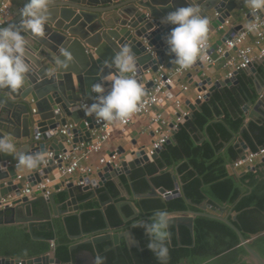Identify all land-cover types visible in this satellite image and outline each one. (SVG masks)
Listing matches in <instances>:
<instances>
[{
    "label": "water",
    "instance_id": "water-1",
    "mask_svg": "<svg viewBox=\"0 0 264 264\" xmlns=\"http://www.w3.org/2000/svg\"><path fill=\"white\" fill-rule=\"evenodd\" d=\"M191 2L192 0H50L44 34L37 36L31 34L30 31L22 33L28 41L26 62L30 63L32 71L27 74L21 89L14 91L6 86L0 87V138H7L16 145L15 154L0 152V227L20 226L25 228L36 240L53 241L54 237L46 238L37 235L35 227L44 223L53 225V219L60 216L66 222L65 214L67 212L79 210L77 191L92 190V195L95 196L97 194L94 187L103 186L109 179L120 183L119 176L121 174L125 173L130 176L134 169L159 159L167 145L176 144V133L181 126L174 122L172 127L176 126V128L172 136L169 137L166 144L156 149L154 154L149 155L146 148L143 147L138 151H132L133 158L129 159L124 156L126 150H122L118 152L121 154V167H105L99 173L100 181L87 177L84 185H76L72 177L63 180L61 185L65 186V191L69 196L66 202L68 209L65 210L62 207L58 209L57 191L48 197L40 195L39 192L36 197L22 196L24 183L17 181L18 170L15 167V162L22 153L45 156L48 151H54V157L49 158L47 165H44L43 162L37 168L30 169V173L25 176L31 186L49 178L59 169L60 166L55 164V160L61 162L59 155L66 152L69 146L65 143L66 135L56 131L69 121L79 124V127L68 131L69 135L74 136V147L78 143L91 140V130L100 127L95 123L97 119L95 114L86 115L84 108L71 110V106L82 100H89L93 104L95 94L92 88L97 83L103 85L104 94L111 90L110 78L116 75V70L114 67L106 66L105 62L110 65L113 56L122 47L128 46L134 53L137 70L136 74L131 75L143 87L144 96L149 94L154 83L148 73H152V75L156 73L160 65L164 64L166 56L170 54L166 38L171 29L175 27V25L163 23L162 18L180 7L189 6ZM241 2V0H197L201 6L202 15L209 19V30L211 31L219 29L231 18L241 17L245 9ZM260 14L263 13L260 11ZM256 15L258 13L252 11L247 14V18L251 22ZM20 20L18 12L13 24H18ZM243 27V24H238L230 28L222 39L213 44L212 49H217ZM61 49L69 52L72 57L64 66H58L56 63L57 58L61 61L65 59L61 55ZM170 55L174 58V54ZM173 65V62H169L166 67L171 68ZM195 65H199L201 69L198 76L202 80L198 82V85L201 87V91L205 92L203 96L205 100H208L217 88L238 83L236 77L238 72L229 78L213 82L211 76H206L205 65L202 62H196ZM250 68L253 75H257L254 65H251ZM255 83L261 96L255 105L249 96H246L247 102L243 110L248 115L249 121L246 122L240 134H243L249 127L251 120L264 121V84L258 78L255 79ZM207 85H210L209 90H207ZM170 96L172 97V94ZM203 99H198L195 105L188 104L193 111L201 110ZM252 106H254L253 110ZM192 116L193 114H190L186 116V119ZM69 117L70 119H68ZM37 132L41 133L39 137L36 136ZM49 140H53L52 144H49ZM240 147L242 150L240 156L245 158L249 145L243 141L240 142ZM244 174L245 172L240 176ZM173 179L175 182L173 190L169 191L164 187L152 188L149 193L137 194V197L163 196L169 200L182 196L184 192L178 175L174 174ZM60 187L57 185L56 189L59 190ZM4 201H8L7 204H3ZM188 202L193 204L191 199H188ZM109 203H112V200L102 202L104 212ZM126 203L133 206L130 201L116 203L124 218L120 228L127 222L122 211V207ZM73 205L75 206L73 207ZM133 208V218L138 217L139 211L136 207L133 206ZM200 208L203 210L202 212L178 211L179 215L167 216V232L172 244V226L182 224L187 226L192 237L195 238V218L201 215L208 216L224 221L237 233L240 245L244 246L247 251L243 261L264 264V257L252 247V240L247 239L233 223L237 220V214L231 215L234 207L226 211L204 201ZM209 209L213 213L207 212ZM77 216L82 222L81 214L78 213ZM106 222L103 234L88 237L83 241L95 245L97 256L100 257L98 250L100 242L110 241L111 245H108L107 249L118 252L123 238H126L132 247L139 250L144 249L132 230L120 232L109 224L107 217ZM142 223L150 224L147 220H143ZM84 235L88 236L86 232H82V234L70 235V237L79 239ZM78 248L79 244L77 243L70 246L71 251ZM55 249L56 246H52L48 253L28 259L0 256V264H14L19 261H23L24 264H62V261L56 257Z\"/></svg>",
    "mask_w": 264,
    "mask_h": 264
},
{
    "label": "trees",
    "instance_id": "trees-1",
    "mask_svg": "<svg viewBox=\"0 0 264 264\" xmlns=\"http://www.w3.org/2000/svg\"><path fill=\"white\" fill-rule=\"evenodd\" d=\"M260 73L264 78V63L260 64ZM245 86V80L239 77L235 89L225 90L222 94L213 93L211 99L203 103L201 111L195 113L194 120L187 121L178 130L176 144L167 145L158 160L133 170L131 180L125 175L121 176L125 186L137 193L147 194L152 188L161 187L171 191L175 188L174 174L171 170L177 167L184 184V194L169 200L163 196L136 199L135 204L141 213L131 219L127 226L133 227L137 239L145 249L142 251L129 249L123 243L116 252L106 248L110 242H102L98 246L100 257L103 258L102 264H203L214 257L222 256L227 251L223 257L208 264H253L241 261L247 251L244 246H238L239 236L228 224L217 218L202 215L195 219L194 239L185 225L179 226L178 231L175 227L172 228L173 245L166 235L164 241L168 249L166 260L158 259L149 249L148 243L151 238L146 234L144 224L141 222L144 216L151 223L155 215L161 211L202 212L200 205L206 200L219 208L234 207L233 213L237 214V220L233 223L247 239L252 240V247L264 257V162L255 169H249L242 176H238L231 168L241 157L242 152L240 144L234 143L231 139L234 134H239L245 125L246 118L241 108V94L245 95L247 92ZM226 99L233 105L237 118H226L224 122L211 123L219 113L218 105ZM206 125L209 138L200 144L199 136L193 129L194 126L203 128ZM242 138L251 151H258L260 147H264V122H251ZM225 143L229 144L220 152ZM165 165L167 168L162 170ZM105 188L110 190L117 201L123 199L113 181H109ZM105 188H99V191L103 192ZM59 195L63 201L67 196L64 191L59 192ZM103 196L105 198V195ZM188 199H191L193 204H190ZM123 212L127 218L134 214L130 205H125ZM105 213L110 225L119 227L123 223L124 219L115 204L108 205ZM106 217L97 205V208L83 213L82 223L77 215H70L65 225L59 224L56 230L54 224L52 226L44 223L35 227V233L46 238L54 237L56 257L65 264L72 261L77 264L75 257L79 250L91 247L82 245L78 250L71 251L72 241L67 230L73 235L81 233L82 229L90 234H100L106 228ZM51 247L49 240H36L23 227H0L1 257L28 259L48 253Z\"/></svg>",
    "mask_w": 264,
    "mask_h": 264
},
{
    "label": "crops",
    "instance_id": "crops-1",
    "mask_svg": "<svg viewBox=\"0 0 264 264\" xmlns=\"http://www.w3.org/2000/svg\"><path fill=\"white\" fill-rule=\"evenodd\" d=\"M2 1H6V0H0V5H1ZM8 1H9V4H10L11 15H10V18H9L8 22L3 27H8L9 25L14 23V20L18 16V12H19L20 8L22 7V5L25 2V0H8ZM242 5H243V7L245 9H244L243 14L241 15V17L231 18L223 25V27L220 26L219 29H216L214 31L210 30L209 34H210V41H211L212 46L218 40L222 39L224 37V35L226 34V32L230 28H233L234 26H236L238 24H243L244 26H246L247 24L250 23L249 19L247 18V14L249 12H252L253 10L247 4H242ZM261 12L264 14V10H261ZM254 40H255V36L253 34H251L245 44L246 45H254ZM172 59H173V57L170 54H168L166 56V60L164 62V66H166V64H168L169 62H173V64H174L173 66L176 67L177 65L174 63V61ZM214 59H215V63H213V64H204L205 65L206 76H211L213 82L216 81V80H222V79L229 78V77H231L230 76L231 74L235 75L236 72H238L237 75H236L237 79L239 80V77H241L246 82V86L245 87H246L247 95H246V93H245V95H243V93L241 94L242 114L246 118V120H245V124H246V122L249 121L248 115L243 110V107H244V105L247 102V97L246 96H249V99L253 102L254 105L260 99L261 95L258 92V88H257V85L255 83V79L258 78L259 81H261L262 84H264L263 75L260 73V64L264 63V59L259 56V52L257 50L256 54H255V60L251 64V65H254V67L257 69V75H253L252 70L250 68L251 65L247 69L239 70L237 68L238 67L237 66L238 60L236 58V52L235 51H232L229 54H226L225 56H221V55H219L218 53L215 52L214 53ZM199 67H200L199 65H195L194 64L186 73H184L183 75L179 76L178 80H177L178 81L177 86L171 88V90L168 93V95L165 98H162L161 103L154 107L155 111L162 113L165 116V118L168 120V122H169L168 124L169 125L165 126V130L170 129L172 134L174 132V129L176 128V126H173L175 128L173 130L171 129L172 128V124H174V122H177L180 126H182L187 121H193L195 113L201 111V110L193 111L190 108V105H189L190 103L195 105L196 101L198 99H200V95H203V96L205 95V92L201 91V87L198 85V82H200L202 80L198 76V72L201 70ZM148 76L150 78L152 76V73H148ZM183 86H188V89L184 90ZM237 86H238V83L237 84H232L230 86L227 85V86H224V87H221V88H217L216 90H214L212 92V95L215 92L222 94V93H224L225 90H229V89L233 90ZM209 89H210V85H207V90H209ZM263 89H264V87H263ZM170 94H172V97L170 96ZM210 99H211V97L208 100H210ZM177 100H179L181 102L179 106L177 104ZM208 100H205V99L202 100L201 109H202L203 103L205 101H208ZM251 109L253 110L254 106H252ZM218 110H219V113L214 117V120L211 123H213V122H224V120L226 118L227 119H232V118L236 119L237 118V113L235 112V109H234L233 105H231L230 101L227 100V99L223 100V102L218 105ZM190 114H193V116L188 118V119H186V116H189ZM151 118L152 117L150 115L139 116V117H137L134 120V122H132L130 125H128L126 127L120 126L119 124H115L113 126L114 131H113L112 136L109 139V141L105 142L103 144L102 150L100 152L96 153V154H93L91 161H89L87 163L96 165V164H98V160H99V158L101 156H108V155H111L113 152H117L118 153V152H121L122 150H126V154L124 156H126V158H129V159L133 158L131 156V152L132 151H138L139 149H141L143 147L146 148V150L148 151L151 148L152 143H153V141L155 139L153 130L156 127V125L153 124ZM68 119H70V117ZM251 122L263 123L264 121L251 120L250 123ZM208 125L204 126L203 128H197L196 126H194L193 132H197V135L199 136L198 143H200V141H202V140L205 141L206 139L209 138ZM172 134L170 136H172ZM231 141H233L234 143H239L240 144V142H243L245 140L242 138V134L239 133V134H234V136L232 137ZM14 142H16V141H14ZM52 142H53V140H49V144H52ZM228 144L229 143H225L223 148L220 150V152L224 151L225 147ZM68 146H69V148H71L70 145H68ZM118 154H120V153H118ZM119 157L121 158V154L119 155ZM263 158L264 157H262V158L258 157L256 159V161H255L256 166L260 165L261 163L264 162ZM154 161H156V160H154ZM154 161H150V162H154ZM120 162H121V160H120ZM150 162H148V163H150ZM145 165H143V166H145ZM143 166H141V167H143ZM164 167L167 168L166 165ZM164 167H162L161 169L163 170ZM231 168H232V170H234L238 174V176H240V174H242L243 172L246 173L249 170V169H247L245 167L234 168L233 166H231ZM17 170H18V174L23 175L22 182L24 183V187L27 186L28 185V180L25 178V176L27 174H29L31 170L26 168V167H19V168H17ZM171 171L173 172V174H177L178 175V178H179L180 182L182 183V188H183L184 184H183L182 178H181V176H180V174L178 172V168L177 167L172 168ZM58 173L59 172L56 171L54 174L50 175V177L52 179H54V180H57V181L59 180L58 184H61L64 179H59L60 174H58ZM122 175H125L128 178V180H131V174H130V176H128L125 173H123V174H121L119 176L120 181H121L120 183H118L114 179H109L103 186L98 185L97 187H94V191L97 194L95 196L92 195L93 194L92 190L81 191V192L77 191V194L79 195L77 197V201H78L77 204H79V210L78 211L67 212L65 214V216L68 218L70 215H77L79 213V214H81V217H82V215H83V213L85 211L97 208V205L102 210L103 209L102 208V202H106V201H109V200H112V203H109L108 205H111V204H115L116 205V203L130 201L132 203V205L137 208V210L139 211V215H140L141 211L136 206L135 200L139 199V198H143V197H137V194H141V193H137L136 191H132V189H129V188H127L125 186V184L123 183V180L121 178ZM80 178H81V176L79 174L73 176V180H74L76 185H79L78 183L80 182ZM91 179H97L98 181H100L99 173L91 174ZM109 181H113L115 183V185L117 187V190L119 191L120 197L123 198L122 200L117 201L116 197H114L112 195L110 190L105 188V186H107V183ZM58 184H56V186ZM102 187L105 188V189L103 190V192H100L99 188H102ZM61 188L62 189L60 191H57L58 194L56 196V201L58 203V209H60V207H62L65 210V209H68V206H67L66 202H67L69 196H68V193L65 191V189H66L65 186H62ZM61 191H64L66 193V195H67L64 201L60 199L59 192H61ZM103 195H105V198H104ZM141 195H144V194H141ZM206 201H208V200H206ZM208 203H209V201H208ZM108 205H107V207H108ZM125 205H130V204L126 203ZM74 206L75 205H73V207ZM133 206H131V207L133 208ZM123 207H122V211H123ZM230 208H232V207H230ZM230 208H224V209L226 211H229ZM133 210H134V208H133ZM105 212H106V210H105ZM207 212L213 213L210 209L207 210ZM166 213H167V216L179 215L180 214L179 212H166ZM232 214H235V213L232 212L231 215ZM105 215H106V213H105ZM133 216H134V214H133ZM133 216L131 218H127L126 215H125V218H127V222L125 223V226H123L121 228H120V226L119 227H115L114 226V227L117 228L118 229L117 231H120V232H125V231H128V230H132L133 231V227H128L127 226V223L131 219H133ZM143 220H147L149 222V219L146 216L143 217L142 221ZM65 223L66 222L63 220L62 216L55 217L53 219L54 227L56 226L55 230L57 229L59 224L65 225ZM80 223H82V222L80 221ZM179 226H181V225H175V226H172V228L175 227L176 231H178V227ZM82 232H85V231L82 229L81 233H79V234H82ZM104 232H105V230L103 232H101L100 234H103ZM67 233H68L70 241H72V244H74V243L79 244V248L82 245H87V246L91 247V248H86L85 247V248L79 250V252L77 253V255L75 257L76 261L78 262L77 264H94V260H95V258L97 256L96 251H95L96 247L92 243H84L83 241L86 240L88 237H93V236L99 235V234H90V233L86 232L88 236L85 237V235H84L81 238L76 239V238H71L70 237V235H73V234H70L68 232V230H67ZM133 233H134V231H133ZM166 233L168 235L167 228H166ZM79 234H77V235H79ZM134 235H135V233H134ZM135 237H136V235H135ZM136 239H137V237H136ZM50 242H51L52 246H56V240L55 239L53 241H50ZM103 242H110V241H103ZM100 243H102V242H100ZM123 243H125V245L129 249H133V248L134 249H138L136 247H132L131 245H129V243H128L126 238L122 239V242H121L120 246H122ZM99 244H98V246H99ZM108 245H111V242ZM140 245H141V243H140ZM171 245H173V244L171 243ZM179 245L181 246V244H179ZM238 246H240V244ZM142 248H144V247H142ZM78 249H76V250H78ZM76 250H74V251H76ZM55 251H56V249H55ZM225 253H228V251L225 252ZM225 253H223L222 256L220 255V257H223V255ZM220 257H214V258L206 261L203 264L211 263V262H213L214 260H216V259H218ZM243 257L241 258V261H243ZM72 262H74V261H72ZM66 264H68V263H66Z\"/></svg>",
    "mask_w": 264,
    "mask_h": 264
},
{
    "label": "clouds",
    "instance_id": "clouds-1",
    "mask_svg": "<svg viewBox=\"0 0 264 264\" xmlns=\"http://www.w3.org/2000/svg\"><path fill=\"white\" fill-rule=\"evenodd\" d=\"M252 10H264V0H245ZM50 0H27L19 10L21 20L18 24L0 27V87H9L19 90L25 83L27 74L32 71L30 63L26 62L28 41L23 32L42 36L44 24L48 19V6ZM163 23L175 25L167 35L166 43L172 59L180 69H190L198 60L203 61L208 46L209 19L202 15L201 6L197 0H192L187 7H180L162 18ZM255 26L250 25L249 31H254ZM64 61L56 59L58 66H64L72 59L71 54L61 49ZM114 67L116 75L111 77V90L104 94L102 84L97 83L92 91L97 93L95 102L84 105L86 115L95 114L98 121H115L121 123L139 111L142 97L145 95L143 87L131 74L137 70V61L131 48L122 47L112 58L109 65ZM0 152L15 154L16 145L7 138H0ZM45 156L42 154L20 155L18 167L35 169L43 163ZM167 213L159 212L150 224L143 225L146 233L151 238L148 247L158 257L166 260L168 249L164 243L166 239ZM102 257L97 256L94 264H102Z\"/></svg>",
    "mask_w": 264,
    "mask_h": 264
},
{
    "label": "built area",
    "instance_id": "built-area-1",
    "mask_svg": "<svg viewBox=\"0 0 264 264\" xmlns=\"http://www.w3.org/2000/svg\"><path fill=\"white\" fill-rule=\"evenodd\" d=\"M241 3L246 4L245 0H242ZM260 11L261 10H253V12L258 13V15L254 17L253 21L244 26L241 30L237 32L235 36H233L231 39H228L222 45L218 46V48L215 50L212 49L209 30L208 46L206 53L204 54L205 58L203 59V61L198 60L197 62H202L203 64H213L215 63V52L221 56H225L226 54L235 51L236 58L238 60L237 68L241 70L247 69L254 62L257 50L259 52V56L261 58H264V14H260ZM10 15L11 12L9 1H2L0 5V27H3L8 22ZM250 25L255 26L254 31L248 30ZM221 27H223V25ZM251 34L255 36L254 45H246L245 43ZM188 70L189 69H180L178 66L167 68L166 66H164V64H161L159 70L150 77L154 85L150 89L149 94L142 98L139 111L134 113L127 120V122L124 123H121L119 120L98 121L96 119L95 123L97 126L100 127H95L91 130V140L89 142L78 143L74 147V136L69 135L68 131L79 127L78 123L69 121L65 126L57 129L56 132L66 135L65 143L71 146V148H69L66 152H62L59 155V159L61 160V162L55 160V164L60 166L57 170L59 172L58 174H60L59 179L65 180L67 178H73V176L79 174L81 178L78 184L84 185L87 177L91 178V174L100 173L107 166H112L113 168L121 167V159L119 157L120 154H118L117 152H113L111 155L108 156H101L98 160V164L96 165L88 164L87 162L91 161L93 154L100 152L103 148V144L109 141L114 131L113 126L115 124H119L120 126L126 127L132 122H134L137 117L142 115H150L152 117L151 120L153 124L156 125L153 130L155 139L152 143L151 148L148 151V154H154L156 149L166 144L170 135L172 134L170 129L165 130V126L169 125V122L162 113L155 111L154 107L161 103L162 98H165L168 95L171 88L177 86L178 77L186 73ZM134 74H136V72ZM230 76H233V74H231ZM183 88L184 90H187L188 86H183ZM94 94V98H96L97 93L94 92ZM200 98L203 99V95H200ZM180 103L181 102L177 100L178 106L180 105ZM84 105H91V102L89 100H82L81 102L72 105L71 110L83 109ZM59 110H61V107H59ZM34 112H36V109H34ZM174 128L175 127H172L171 129L173 130ZM40 135L41 133L37 132L36 136L39 137ZM45 156L46 160H44V165H47L49 162V158L54 157V151L47 152ZM258 157H264V147H260L258 151H251L249 149L248 151H246L245 158L240 157L233 164V167H245L247 169H252L253 167H256L255 161ZM17 164L18 159L15 162V166H17ZM17 178L18 180H21L23 176L19 174ZM58 181L49 177L34 186H30L28 184L23 189L22 196L27 195L30 197H34L36 192H39L42 196L48 197L52 195L55 191H60L62 189L61 187L63 185L58 184ZM56 184L61 186L59 190L56 189ZM7 202L8 201H4L3 204H7ZM14 264H24V262L19 261V263L15 262Z\"/></svg>",
    "mask_w": 264,
    "mask_h": 264
},
{
    "label": "bare ground",
    "instance_id": "bare-ground-1",
    "mask_svg": "<svg viewBox=\"0 0 264 264\" xmlns=\"http://www.w3.org/2000/svg\"><path fill=\"white\" fill-rule=\"evenodd\" d=\"M16 168H19V167H17V166H15ZM19 175V174H18ZM23 176V175H22ZM23 180V178L21 179V180H18V178H17V181H22ZM28 184H29V182H28ZM30 185V184H29ZM31 186V185H30ZM26 187V186H25ZM25 187H23V189L25 188ZM23 189H22V191H23ZM37 194H38V192H36V194H35V196L34 197H36L37 196ZM41 195V194H40ZM23 196H27V195H23Z\"/></svg>",
    "mask_w": 264,
    "mask_h": 264
},
{
    "label": "rangeland",
    "instance_id": "rangeland-1",
    "mask_svg": "<svg viewBox=\"0 0 264 264\" xmlns=\"http://www.w3.org/2000/svg\"><path fill=\"white\" fill-rule=\"evenodd\" d=\"M148 151H149V150H148ZM148 151H147V152H148Z\"/></svg>",
    "mask_w": 264,
    "mask_h": 264
}]
</instances>
